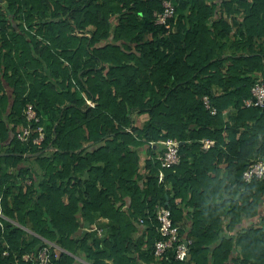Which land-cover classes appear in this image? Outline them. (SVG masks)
<instances>
[{
    "label": "trees",
    "instance_id": "obj_1",
    "mask_svg": "<svg viewBox=\"0 0 264 264\" xmlns=\"http://www.w3.org/2000/svg\"><path fill=\"white\" fill-rule=\"evenodd\" d=\"M172 1L167 29L163 0H5L0 264H184L154 255L156 206L189 264H264V180L242 177L264 161V109L242 105L264 82V0ZM167 138L180 160L162 168Z\"/></svg>",
    "mask_w": 264,
    "mask_h": 264
},
{
    "label": "built area",
    "instance_id": "obj_2",
    "mask_svg": "<svg viewBox=\"0 0 264 264\" xmlns=\"http://www.w3.org/2000/svg\"><path fill=\"white\" fill-rule=\"evenodd\" d=\"M5 4V0H0V12L2 6ZM176 5L172 0H163L162 10L154 12L155 23L165 26L167 29L170 24L169 21L176 14ZM90 105H93L91 101H88ZM203 103L205 107L210 111V113L215 114L216 109L211 107L209 99L207 96L203 98ZM242 105L244 107H258L264 109V82L258 80L250 88V96L243 100ZM23 113L25 115L27 124L22 128V130L17 134V138L26 142L31 134L32 128L31 124L39 123L40 117L35 111L31 103L26 104ZM35 137L33 138V143L40 146L44 139V126L40 123L37 124L35 128ZM152 143V142H151ZM164 146V151L158 156L160 165L162 168H170L177 165L180 160L179 156V146L180 142L172 138H167L161 141ZM201 148L203 150H208L214 146L215 140L211 138H202L200 140ZM244 181L249 182L252 179L264 180V161L259 157L252 159L246 169L242 173ZM158 178L161 180L163 178V171L160 170L158 173ZM30 183V182H29ZM3 214L0 210V226H2L1 218ZM156 218L159 223L158 229L161 238L156 240L154 244V255L156 257L167 256L170 251L173 253L174 260L185 261L189 253L190 240H182L179 233L178 226L174 225L172 221L171 211L168 207L156 206ZM139 223L143 222L142 218L138 219ZM101 234V230H98ZM5 255L8 254L7 251L3 252ZM22 258L27 261V255H23ZM47 254L43 250L39 255L40 264H45L47 261Z\"/></svg>",
    "mask_w": 264,
    "mask_h": 264
},
{
    "label": "water",
    "instance_id": "obj_3",
    "mask_svg": "<svg viewBox=\"0 0 264 264\" xmlns=\"http://www.w3.org/2000/svg\"><path fill=\"white\" fill-rule=\"evenodd\" d=\"M83 230V223L79 224L78 229L76 230V235H80L82 233ZM189 259H190V254L188 253L186 260L184 261V264H189Z\"/></svg>",
    "mask_w": 264,
    "mask_h": 264
},
{
    "label": "crops",
    "instance_id": "obj_4",
    "mask_svg": "<svg viewBox=\"0 0 264 264\" xmlns=\"http://www.w3.org/2000/svg\"><path fill=\"white\" fill-rule=\"evenodd\" d=\"M250 220H246V222H249ZM78 261H80V258H77ZM84 261V260H83ZM85 262V261H84ZM74 264H79L78 262L74 263Z\"/></svg>",
    "mask_w": 264,
    "mask_h": 264
},
{
    "label": "rangeland",
    "instance_id": "obj_5",
    "mask_svg": "<svg viewBox=\"0 0 264 264\" xmlns=\"http://www.w3.org/2000/svg\"><path fill=\"white\" fill-rule=\"evenodd\" d=\"M25 182H26V184H28L30 181L29 180H26ZM80 262H84V261L83 260H80Z\"/></svg>",
    "mask_w": 264,
    "mask_h": 264
}]
</instances>
